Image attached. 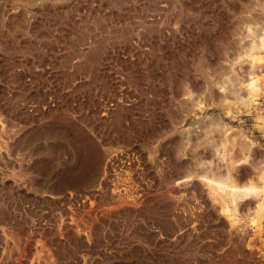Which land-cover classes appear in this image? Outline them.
<instances>
[{
  "label": "rangeland",
  "instance_id": "rangeland-1",
  "mask_svg": "<svg viewBox=\"0 0 264 264\" xmlns=\"http://www.w3.org/2000/svg\"><path fill=\"white\" fill-rule=\"evenodd\" d=\"M0 264H264V0H0Z\"/></svg>",
  "mask_w": 264,
  "mask_h": 264
}]
</instances>
